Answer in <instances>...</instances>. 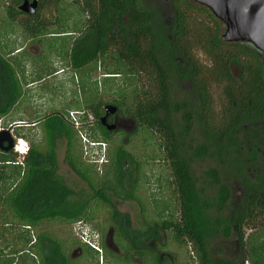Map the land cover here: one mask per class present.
Listing matches in <instances>:
<instances>
[{
	"label": "trees",
	"instance_id": "obj_1",
	"mask_svg": "<svg viewBox=\"0 0 264 264\" xmlns=\"http://www.w3.org/2000/svg\"><path fill=\"white\" fill-rule=\"evenodd\" d=\"M19 3L8 11L11 21L23 15ZM74 3L79 18L76 32L67 31L60 20V28L48 33L50 22L39 17L44 7L58 5L59 0H39L36 13L24 15V32L31 39L77 35L67 53L69 66L80 71L102 62L105 79H125L127 96L110 103L90 99L84 105L95 132L90 139L108 145L99 171L84 157L68 113H52L33 122L29 130L37 126L39 140L24 136L29 141L24 155L0 151V264H72L69 255L81 244L70 232L57 234L48 227L78 222L101 226L96 228L101 237L109 227L113 229L121 257L102 247L114 264H131V258L143 264H166L157 256L162 253L160 231L178 250L188 248L193 264H244L248 245L251 264H264V231L245 233V228L256 231L254 226L264 219L262 54L248 43L224 42L223 24L191 0ZM0 92L1 120L18 105L21 95L16 70L2 56ZM105 104L130 120L134 131L107 132L101 127ZM21 121L10 124L14 138ZM62 139L64 163L90 189L88 200L71 202L73 193L56 178L55 148ZM203 160L215 165L200 175V185L193 165ZM157 162L168 166L166 186L172 194L167 206L172 209L167 219H163L165 210L154 220L145 213L147 238L156 243L152 250L136 241L128 216L118 213L106 192L120 200H137L143 169ZM130 165L137 184L127 190L124 179ZM224 175L237 182L236 199L223 182ZM85 249L97 262L96 252ZM167 255L169 264L185 263L176 253Z\"/></svg>",
	"mask_w": 264,
	"mask_h": 264
},
{
	"label": "rangeland",
	"instance_id": "obj_2",
	"mask_svg": "<svg viewBox=\"0 0 264 264\" xmlns=\"http://www.w3.org/2000/svg\"><path fill=\"white\" fill-rule=\"evenodd\" d=\"M16 1L17 0H0V56L9 61L16 70V80L19 82L21 89L18 105H16L6 117L0 120L1 131H10V126L13 125L15 121L22 120V123L18 125L19 134L14 135L16 138V147L20 152H25L28 148V140L33 139L34 142L39 140V134L37 132L38 127L36 126L35 130H29V128H32L33 122L52 113H68L69 116V113L72 112L77 114V121L79 123L78 132L81 133L86 140L83 141L79 137L82 147H84V145L90 146L100 143L90 139L91 136L94 137L93 134H95V132L92 128L91 119L86 116L84 105L92 101L90 99H100L101 102L104 103L117 100L122 101V99L127 96L125 88L122 85L125 79L122 77L105 79L108 78V76L104 75L105 72L103 71L102 62L92 63L80 71L73 70L69 66L67 53L69 52L72 39L77 35H61V37L57 38L46 34L36 39L29 38L24 32V28H22L26 16L18 15L15 17L14 21H11L8 17V11L10 8L12 9V7H15L14 3ZM74 1L75 0H59L60 4L58 5L44 7L39 17L50 22L47 28L48 33L60 28V20H64L66 26L63 28H66L67 31H73L68 28H74L75 32L79 29L76 26L79 20L78 11H76L78 7ZM20 4L21 3L17 4V7ZM64 11L65 13H63ZM232 73L236 75L237 70L235 67H232ZM103 80L109 81L105 82ZM93 90L95 93H93ZM175 98H180V92L175 93ZM1 101L2 99H0V106L2 104ZM17 124L19 123L17 122ZM123 124L125 132H132L134 128L132 123L124 121ZM24 136L28 140L25 141L23 139ZM103 146L105 152L106 145ZM93 148L96 149L98 147ZM64 150L65 141L63 139L58 140L55 148L57 163L56 178L73 193L70 197L71 202L88 200L91 197L90 189L67 168L64 163ZM96 150L98 151L101 149L99 147V149ZM16 153L20 156L18 152ZM101 155V152L99 156H92L88 153L85 154L84 157L87 161L91 162L93 159L99 161ZM104 159H106L105 154ZM18 161H22L21 158H19ZM97 165H99V163H97ZM214 165L215 164L210 160L196 161V163H194L193 171L196 177H198L199 184L200 175L207 169L214 167ZM143 173V179L139 178L137 184V177L133 165H130L127 170L125 187L126 189H130L135 184L139 186L136 191L137 200L119 201L109 195V198L112 203H114L118 212L121 215L128 216L131 232L138 242H144V239L147 238V228L144 221L145 213L148 214V218L154 220L159 219L158 216L161 210H165L163 212V219H167L169 217V210L172 209L170 206H167L172 194L171 190L166 186V179L169 177L167 164L164 162L148 163L143 169ZM222 180L229 185L232 196L236 199L240 193L237 182L231 178H226L225 175L222 177ZM171 204L173 205L172 202ZM176 218L177 214L175 215V219ZM82 224L84 228L89 231L87 232L93 235L92 237L95 241L96 236L101 233L99 230H96V228L100 229L101 226L91 225L85 222ZM75 225L76 224L66 227L60 225L56 226L55 224L54 226H49L48 229L57 232V234L70 232L71 236L80 242L78 236L74 234V230H76ZM254 227H256V231L251 232L248 228H245V233L250 235L255 232L264 231V219L259 220ZM159 244L162 247L163 254L176 253L178 261H184L186 264H193L187 255L189 252V256L192 257L190 250L188 248L186 250H178V247L169 239L167 233L160 231ZM214 246H216V244ZM248 246L247 249L245 248L246 262L244 264H251L252 261V256L248 252ZM93 260L94 259H90L88 255L81 256L78 252H75L71 262L72 264H105L104 261L100 260L99 253L97 262ZM162 260L166 262L167 257L163 255ZM107 264L110 263L107 262ZM131 264L137 263L134 262Z\"/></svg>",
	"mask_w": 264,
	"mask_h": 264
},
{
	"label": "water",
	"instance_id": "obj_3",
	"mask_svg": "<svg viewBox=\"0 0 264 264\" xmlns=\"http://www.w3.org/2000/svg\"><path fill=\"white\" fill-rule=\"evenodd\" d=\"M205 7L224 26L222 40L226 43H248L262 54L264 71V0H191ZM39 0H22L18 11L26 16L36 13ZM105 116L100 119L102 126L111 132L106 118L116 112L114 106L104 108ZM13 138L9 130L0 131V151L13 149Z\"/></svg>",
	"mask_w": 264,
	"mask_h": 264
},
{
	"label": "flooded vegetation",
	"instance_id": "obj_4",
	"mask_svg": "<svg viewBox=\"0 0 264 264\" xmlns=\"http://www.w3.org/2000/svg\"><path fill=\"white\" fill-rule=\"evenodd\" d=\"M21 2H22V0H21ZM106 106H112V105H110V104H105V105H103L102 106V115H101V117H100V119L102 118V117H104L105 116V111H104V108L106 107ZM116 108V107H115ZM100 119H99V123H100ZM124 121H128V122H130V123H132L130 120H128V119H126V118H124V117H122L121 115H119V112H118V109H116V112L113 114V115H108L107 116V118H106V124L108 125V126H110V125H114L115 126V129L113 130V131H111V132H116V133H122V132H125V127H124ZM133 124V123H132ZM100 125H101V123H100ZM133 126H134V124H133ZM101 127H103L105 130H106V128L104 127V126H102L101 125ZM135 128V127H134ZM134 128L132 129V132L134 131ZM13 131V130H12ZM107 131V130H106ZM107 132H109V131H107ZM127 133V132H126ZM11 136H12V138H13V149H14V147H15V143H16V139L14 138V136L12 135V133H11ZM106 145V144H105ZM12 149V151H14ZM107 154H108V145H106V149H105V157L107 156ZM106 162V161H105ZM90 163V165H91V167H93V168H96L98 171L99 170H101L102 169V167H103V164H101V165H97V164H95V163H93V162H89ZM66 165V164H65ZM68 168V167H67ZM69 169V168H68ZM70 170V169H69ZM71 171V170H70ZM72 172V171H71ZM78 178V177H77ZM125 181H126V177H125V179H124V187H125ZM85 183V182H84ZM86 184V183H85ZM126 188V187H125ZM131 189V188H130ZM127 190H129V189H127ZM91 192V191H90ZM106 195L109 197V195L110 196H112V197H114L116 200H119V201H124V200H120V199H117L114 195H112V193H110V192H106ZM112 202V201H111ZM113 205H114V203H113ZM115 206V205H114ZM117 209V208H116ZM118 211V210H117ZM119 213V212H118ZM120 214V213H119ZM130 221V220H129ZM147 231V230H146ZM114 233V231H113V229L111 228V227H109L108 229H107V232H106V234H105V236L104 237H101V235L99 234V235H97L96 236V242L98 243V247H99V254H100V260L101 261H104L105 262V264H107V262L108 263H110L111 264V262H112V264H114V262H113V259L111 260V259H109L108 257L106 258L105 257V254H104V251H103V247L108 251V252H110V253H112V254H114L116 257H121V254H120V252H119V250L117 249V247H116V245H115V242H114V239H113V234ZM134 237V236H133ZM135 238V237H134ZM145 240V241H144ZM143 241L144 242H141V243H146V245L147 246H149L152 250L153 249H155L156 250V243L154 242V240H149V238H145ZM137 241V240H136ZM79 243H81V242H79ZM158 243H159V241H158ZM102 245H103V247H102ZM85 245H83L82 243H81V245H79V246H77L74 250H72V254H70L69 255V258H70V260L72 259V256H73V254H75V252H78L81 256H86V255H88V252H87V250L85 249ZM158 255V257H159V259L162 261V256L164 255V256H166L167 257V260H166V264H169V261H170V258H169V255H167V254H162L161 252H159V253H157ZM96 255L98 256V252H96ZM134 262H136L137 264H143L139 259H136V258H131V263H134Z\"/></svg>",
	"mask_w": 264,
	"mask_h": 264
},
{
	"label": "built area",
	"instance_id": "obj_5",
	"mask_svg": "<svg viewBox=\"0 0 264 264\" xmlns=\"http://www.w3.org/2000/svg\"><path fill=\"white\" fill-rule=\"evenodd\" d=\"M76 115H77L76 113H72L71 112V113H69L68 119H69L70 123L73 125V127L78 131L79 123L77 121V116ZM0 131H1V129H0ZM78 135H79L81 140L86 141L84 136L81 133L78 132ZM103 145H105V144L96 143V144H92L90 146H85L84 145V147L82 148L83 154L85 155V154L90 153L92 156H99L100 152H101L102 155H101L99 161H96L95 159H93V161H91V162H93L95 164L99 163V165H101V164H103L105 162V159H104L105 152H104V146ZM93 147H98L96 149H99V147H100L101 150L97 151ZM14 151L18 152V153H26V151L25 152H20L18 150V148L16 147V144H15V147H14ZM75 224H76L75 225L76 226V230H74V234L78 236L79 241L83 245H85L88 248H90L91 250L99 253L98 243L96 242V240L94 241L92 235L90 233H88L89 231L84 228V225L82 224V222H78V223H75Z\"/></svg>",
	"mask_w": 264,
	"mask_h": 264
},
{
	"label": "clouds",
	"instance_id": "obj_6",
	"mask_svg": "<svg viewBox=\"0 0 264 264\" xmlns=\"http://www.w3.org/2000/svg\"><path fill=\"white\" fill-rule=\"evenodd\" d=\"M14 150V149H13ZM16 153V152H15ZM21 156L24 155L25 153H19Z\"/></svg>",
	"mask_w": 264,
	"mask_h": 264
}]
</instances>
